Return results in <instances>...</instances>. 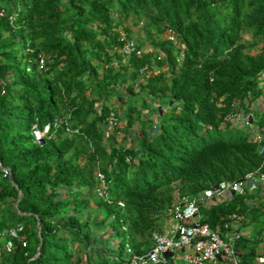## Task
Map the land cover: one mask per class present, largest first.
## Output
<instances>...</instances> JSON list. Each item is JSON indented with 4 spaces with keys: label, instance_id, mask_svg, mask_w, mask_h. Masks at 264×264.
Listing matches in <instances>:
<instances>
[{
    "label": "trees",
    "instance_id": "obj_1",
    "mask_svg": "<svg viewBox=\"0 0 264 264\" xmlns=\"http://www.w3.org/2000/svg\"><path fill=\"white\" fill-rule=\"evenodd\" d=\"M128 18L151 48L136 41L141 53L125 56L115 48ZM263 79L264 0H0V231L23 224L2 264H128L174 200L264 170ZM130 80L154 105L145 118L130 105L123 131L141 129L117 145L103 127L115 84ZM258 197L202 208V221L236 212L259 229Z\"/></svg>",
    "mask_w": 264,
    "mask_h": 264
},
{
    "label": "built area",
    "instance_id": "obj_2",
    "mask_svg": "<svg viewBox=\"0 0 264 264\" xmlns=\"http://www.w3.org/2000/svg\"><path fill=\"white\" fill-rule=\"evenodd\" d=\"M3 14V12H1ZM172 39L175 37L172 35ZM125 56L136 52V40L122 37V44L116 47ZM101 114V105H97ZM239 122L244 118L237 117ZM58 119L54 123L57 127ZM51 128L48 123L44 129L36 130L37 140L45 136ZM124 125L119 118L116 105L110 108L103 131L106 138L119 135ZM264 167V159L262 161ZM101 181L99 194L109 199L107 184L103 173H98ZM264 187V170L257 169L245 178L234 181H222L215 186L206 188L195 195H185L172 202L166 209L160 223V231L153 234V247L145 253L133 252L128 264H246V255H253L252 264H264V224L257 229L251 222L249 214L240 215L236 212L222 217V222L214 228L202 221V208L228 200L233 195L253 194ZM264 203V200H263ZM23 224L0 231V235H8L9 239L0 248V264L6 252L12 250L14 238H18ZM247 239L244 245L241 240ZM254 245V246H253ZM252 247L255 248L254 254Z\"/></svg>",
    "mask_w": 264,
    "mask_h": 264
},
{
    "label": "rangeland",
    "instance_id": "obj_3",
    "mask_svg": "<svg viewBox=\"0 0 264 264\" xmlns=\"http://www.w3.org/2000/svg\"><path fill=\"white\" fill-rule=\"evenodd\" d=\"M61 2H62V8L66 9L68 0H61ZM118 31L123 36L135 39L137 42H139L142 45L144 50H148L151 48L150 39H149V36H148L146 30L143 28V24L142 23H140L139 25L135 24L133 18L124 19L122 24L119 25ZM163 37L167 38V37H169V34L165 33L163 35ZM246 41L253 43L251 36L249 34L246 36ZM258 48H259L258 45H252V49L254 50V52H253L254 54L258 53V50H257ZM149 75H150V72L147 73V78L149 77ZM139 81L145 82L146 80H145V78H142ZM140 82L134 83V85L136 87L135 91L138 93L137 96L132 95L128 89L129 84L132 83V81L130 80L128 82H120V81L117 82L114 86L113 94L109 98V102L113 103L114 105L117 106L120 121L122 122V125H124V126L127 125V112L129 111L130 105H136L138 107L139 111L141 112V114L144 116V118L147 117L146 115L148 113V110H152V105H154L152 103V98L150 96H148L146 92H139L140 91V86H139ZM262 85L264 87V79H263ZM143 97H145L146 101L149 103V105H150L149 108H145L144 106H142ZM158 104L159 103H157L156 106ZM255 105H256L255 106L256 111L263 109V107H264V95L262 98H260L257 101V103ZM163 110L165 112L169 111V109L167 107H164ZM153 112H154V115L152 118V123L157 124V121H159V117H158V114L155 112L154 108H153ZM255 126H257V123ZM140 129H141V124L138 122V120H136V121H134V123L132 125V133H129V132L124 130L119 135H114V136L109 137L108 140H112V139L115 140V143L117 145L124 144V143L130 144L132 137H134V134H135L134 132L138 133L140 131ZM259 134L260 133L256 134V138L260 137ZM40 140H42V139H40ZM82 164L85 165V162H82ZM97 181H98V183H97V189L96 190H97L99 197H102L98 192L102 187L101 181L99 180V176L97 178ZM246 201H253V197L247 198ZM100 211L101 210H98L96 207H93L92 209H88V214L92 218H94V217L100 215ZM260 227H261V225H260ZM3 240H4V238L0 236V241H3ZM4 242H6V241H4ZM168 264H171V263H168Z\"/></svg>",
    "mask_w": 264,
    "mask_h": 264
},
{
    "label": "crops",
    "instance_id": "obj_4",
    "mask_svg": "<svg viewBox=\"0 0 264 264\" xmlns=\"http://www.w3.org/2000/svg\"><path fill=\"white\" fill-rule=\"evenodd\" d=\"M257 103V102H256ZM255 103V104H256ZM254 104V108H256L255 105ZM258 195H259V197L258 198H256V203H261V202H263V200H264V187H262L261 188V190L258 192Z\"/></svg>",
    "mask_w": 264,
    "mask_h": 264
}]
</instances>
